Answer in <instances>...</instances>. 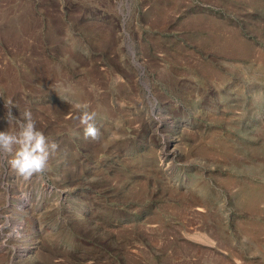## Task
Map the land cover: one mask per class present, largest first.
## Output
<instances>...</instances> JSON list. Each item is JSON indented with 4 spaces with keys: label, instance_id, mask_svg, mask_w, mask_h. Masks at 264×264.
<instances>
[{
    "label": "rangeland",
    "instance_id": "obj_1",
    "mask_svg": "<svg viewBox=\"0 0 264 264\" xmlns=\"http://www.w3.org/2000/svg\"><path fill=\"white\" fill-rule=\"evenodd\" d=\"M9 100L59 147L0 156V264H264V0H0Z\"/></svg>",
    "mask_w": 264,
    "mask_h": 264
},
{
    "label": "clouds",
    "instance_id": "obj_2",
    "mask_svg": "<svg viewBox=\"0 0 264 264\" xmlns=\"http://www.w3.org/2000/svg\"><path fill=\"white\" fill-rule=\"evenodd\" d=\"M83 109L76 118L84 126L85 139L99 140L101 133L95 125V112L87 111V105H75ZM4 119L8 128L0 131V156H3L11 171L23 180L28 181L34 176L42 175L49 167L50 158L57 151L59 145L51 140L37 127L31 110L26 109L17 118L12 113V102L5 105ZM8 218L0 224V229L9 227Z\"/></svg>",
    "mask_w": 264,
    "mask_h": 264
},
{
    "label": "bare ground",
    "instance_id": "obj_3",
    "mask_svg": "<svg viewBox=\"0 0 264 264\" xmlns=\"http://www.w3.org/2000/svg\"><path fill=\"white\" fill-rule=\"evenodd\" d=\"M17 208V207H16ZM19 211V210H18ZM21 211V210H20ZM198 211H201V209H198ZM27 242V241H26ZM28 242H30V241H28ZM32 249V248H31ZM29 251V250H28ZM30 252V251H29ZM22 257H24V256H22Z\"/></svg>",
    "mask_w": 264,
    "mask_h": 264
}]
</instances>
